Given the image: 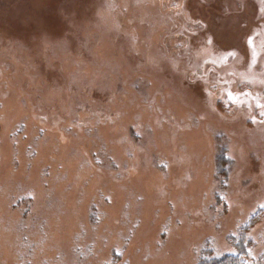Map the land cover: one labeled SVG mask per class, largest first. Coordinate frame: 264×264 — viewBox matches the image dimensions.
Returning a JSON list of instances; mask_svg holds the SVG:
<instances>
[{"label":"rangeland","instance_id":"rangeland-1","mask_svg":"<svg viewBox=\"0 0 264 264\" xmlns=\"http://www.w3.org/2000/svg\"><path fill=\"white\" fill-rule=\"evenodd\" d=\"M224 257L264 264V0H0V264Z\"/></svg>","mask_w":264,"mask_h":264},{"label":"trees","instance_id":"trees-1","mask_svg":"<svg viewBox=\"0 0 264 264\" xmlns=\"http://www.w3.org/2000/svg\"><path fill=\"white\" fill-rule=\"evenodd\" d=\"M224 162H226L227 170L224 166ZM231 163L232 161L227 159L225 151H221L219 155L218 174L227 178ZM199 264H229V263H228V259L224 257V258H211L209 260H202Z\"/></svg>","mask_w":264,"mask_h":264}]
</instances>
